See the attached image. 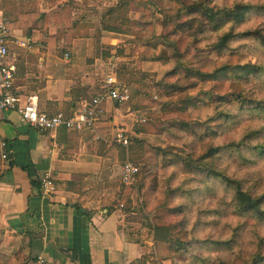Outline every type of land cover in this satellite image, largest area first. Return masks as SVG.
Instances as JSON below:
<instances>
[{
	"label": "clouds",
	"instance_id": "clouds-1",
	"mask_svg": "<svg viewBox=\"0 0 264 264\" xmlns=\"http://www.w3.org/2000/svg\"><path fill=\"white\" fill-rule=\"evenodd\" d=\"M0 264H264V0H0Z\"/></svg>",
	"mask_w": 264,
	"mask_h": 264
},
{
	"label": "trees",
	"instance_id": "trees-1",
	"mask_svg": "<svg viewBox=\"0 0 264 264\" xmlns=\"http://www.w3.org/2000/svg\"><path fill=\"white\" fill-rule=\"evenodd\" d=\"M181 2H186V0H177V3H181ZM194 9L189 8V11H193ZM250 11V9L248 8H241L240 9V14L236 17V19L239 21H242L243 19V13ZM219 23V22H218ZM248 35V33H241L238 37H236L237 39H243L244 37H246ZM229 37H225L223 40H221L220 43H218L217 45H214L212 48H210L213 51H216L218 53H220L227 44ZM199 75V73H197ZM223 75L222 71L217 69L216 73L212 76H209L208 74H204L201 76L202 79H217L219 78V76Z\"/></svg>",
	"mask_w": 264,
	"mask_h": 264
},
{
	"label": "rangeland",
	"instance_id": "rangeland-1",
	"mask_svg": "<svg viewBox=\"0 0 264 264\" xmlns=\"http://www.w3.org/2000/svg\"><path fill=\"white\" fill-rule=\"evenodd\" d=\"M214 52L218 54V52L213 51L210 48L209 49H201L200 50V53L204 56L205 59H207L209 56H211ZM217 79H223V75L219 76V78H217Z\"/></svg>",
	"mask_w": 264,
	"mask_h": 264
}]
</instances>
